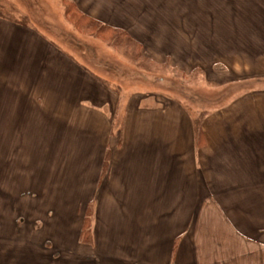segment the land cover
<instances>
[{
    "label": "crops",
    "instance_id": "crops-1",
    "mask_svg": "<svg viewBox=\"0 0 264 264\" xmlns=\"http://www.w3.org/2000/svg\"><path fill=\"white\" fill-rule=\"evenodd\" d=\"M73 1L100 22L126 30L143 55L181 68L221 63L226 97L230 83L237 97L203 120L199 138L182 104L126 102L123 131L115 136L112 84L32 28L0 16V99L14 112L13 124L22 102L36 120L52 119L61 142L78 148L59 155L67 180L55 229L48 231L49 208L37 213L27 207L43 220L44 232L29 227L17 235L12 223L13 232L5 234L0 219V264H264V0H205L204 10L197 0ZM207 10L222 18H196ZM216 25L221 34L213 42ZM185 32H194L191 40ZM175 43L181 47L176 51ZM188 49L195 53L184 55ZM203 54L206 59H199ZM5 66L16 72L4 73ZM134 126L143 134H131ZM89 206L91 245L80 241Z\"/></svg>",
    "mask_w": 264,
    "mask_h": 264
},
{
    "label": "rangeland",
    "instance_id": "rangeland-1",
    "mask_svg": "<svg viewBox=\"0 0 264 264\" xmlns=\"http://www.w3.org/2000/svg\"><path fill=\"white\" fill-rule=\"evenodd\" d=\"M204 2L205 0H197V8L201 7L204 10ZM214 2L219 4L220 0ZM213 12L207 10L205 16L197 15L196 18H203L201 22H205L209 13ZM216 14L222 18L220 13H214L209 19L213 18L215 21L217 17L219 18ZM0 16L32 28L80 68L98 76L106 85L112 84V91L118 98L117 118L116 116L112 118L115 136L121 135L123 131L122 110L126 102H132L134 106L139 104L149 106L153 105L156 99V102L165 108L169 102L174 101L182 104V107L191 114L192 122L197 128L203 125V120L209 115L216 113L219 115L221 109L228 103L231 104L237 97V86L232 83L229 87L233 90H229L226 97L227 86L220 76L223 69L221 63H215L213 60L211 63H192L189 66L191 68H181L170 60L160 61V58L153 59L145 53L146 57L139 59L133 47L130 50L125 45L113 47L101 38L84 35L73 29L64 15L62 0H0ZM198 27L204 25L198 24ZM219 27L220 25H216L210 32L213 42L221 34ZM185 33L189 34L191 40L194 32ZM186 35L180 36L181 46L185 43L183 39L185 41L188 39ZM179 46L175 43V51L181 48ZM189 51L184 52V55L195 53L192 49ZM166 53L165 50L164 54ZM203 57L206 59L204 54L199 59L203 60ZM7 67H4V73L7 70L11 74L14 71L13 67L10 70ZM69 79L72 81L71 76ZM10 84L13 88L12 79ZM17 107L20 118L16 119L14 125L11 120L14 112L0 99V219H3L5 234L13 232V224L17 235L22 236L23 233L19 230H28L29 227L44 232L47 228L43 227V220L38 218L37 214L31 215L27 212V207L30 205L37 213L49 208L52 209L47 219L50 232L51 229H55L56 220L61 217L60 213L65 207L64 185L67 178L63 175L65 171L59 155L78 151V148L73 142H61L62 138L57 137L60 130L54 129L52 119L41 117L36 120L33 118L35 111H30L31 108H26L22 102ZM140 129L142 132V127L134 126L131 134ZM118 146H120L118 142L112 146V156ZM72 161V159L67 161L69 164L67 170H71ZM70 179L71 177L68 178ZM12 210H16L18 215L13 217Z\"/></svg>",
    "mask_w": 264,
    "mask_h": 264
},
{
    "label": "trees",
    "instance_id": "trees-1",
    "mask_svg": "<svg viewBox=\"0 0 264 264\" xmlns=\"http://www.w3.org/2000/svg\"><path fill=\"white\" fill-rule=\"evenodd\" d=\"M62 3L64 5V15L67 22L77 32L84 35L101 38L103 41L110 43V45L113 47L125 45L128 50L133 47L135 48V54L137 58L142 59V57H144L142 45L139 42L135 41L126 30L110 26L91 17L88 13L81 10L77 3L73 0H62ZM195 130L198 138L203 136L204 131L202 125L197 127ZM108 166L109 154L105 160L102 172L103 176L107 175ZM91 215L92 209L91 206H89L86 209L80 233V241L84 244L90 245L93 243Z\"/></svg>",
    "mask_w": 264,
    "mask_h": 264
}]
</instances>
